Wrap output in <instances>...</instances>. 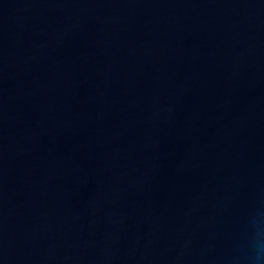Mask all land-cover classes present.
Segmentation results:
<instances>
[{"label":"water","instance_id":"1","mask_svg":"<svg viewBox=\"0 0 264 264\" xmlns=\"http://www.w3.org/2000/svg\"><path fill=\"white\" fill-rule=\"evenodd\" d=\"M0 264H264V0H0Z\"/></svg>","mask_w":264,"mask_h":264},{"label":"clouds","instance_id":"2","mask_svg":"<svg viewBox=\"0 0 264 264\" xmlns=\"http://www.w3.org/2000/svg\"><path fill=\"white\" fill-rule=\"evenodd\" d=\"M257 259H259V257H257Z\"/></svg>","mask_w":264,"mask_h":264}]
</instances>
